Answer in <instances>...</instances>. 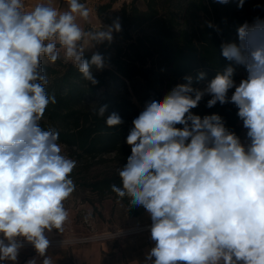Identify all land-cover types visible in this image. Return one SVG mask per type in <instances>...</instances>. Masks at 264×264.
<instances>
[{
    "label": "clouds",
    "instance_id": "9594fccd",
    "mask_svg": "<svg viewBox=\"0 0 264 264\" xmlns=\"http://www.w3.org/2000/svg\"><path fill=\"white\" fill-rule=\"evenodd\" d=\"M66 3L65 11L46 3L25 10L24 0H0V264H17L25 242L39 264H53L46 233L64 232V202L76 190L77 161L63 154L56 129L41 126L56 103L43 60L54 64L63 54L95 86L93 68L102 71L105 56L93 51L86 59L85 52L122 30L117 18L86 31L78 18L87 21L90 9L81 0ZM236 3L242 9L245 0ZM207 27L219 31L211 21ZM237 37L221 44L230 64L203 88L185 76L132 120L125 140L131 154L116 169L121 185L110 189L150 217L154 246L143 264H264V19L240 25ZM234 65L246 71L238 84ZM205 76L200 71L196 82ZM205 96L209 109H238L243 141L221 115L193 113ZM107 108L93 114L109 128L122 125L117 112L105 116ZM37 257L26 264H38Z\"/></svg>",
    "mask_w": 264,
    "mask_h": 264
},
{
    "label": "trees",
    "instance_id": "16d2710c",
    "mask_svg": "<svg viewBox=\"0 0 264 264\" xmlns=\"http://www.w3.org/2000/svg\"><path fill=\"white\" fill-rule=\"evenodd\" d=\"M140 0L124 2L114 14L109 12L115 0L100 5L96 11L107 25L119 18L122 30L114 33L109 44L98 45L105 56V68L93 74L99 83L93 86L84 80L70 63L58 59L55 66L43 65L49 79L47 91L56 98L55 104L46 109L41 126L59 132V142L71 150L76 161H87L93 166L109 157L122 166L131 154L125 143L132 127V120L142 111L146 102L162 99L175 85L185 83V76H192L194 87L204 85L230 64L221 55V44L237 42V29L256 17L264 19V0L257 4L244 3L237 8L236 0L227 5L214 0ZM259 5V7H257ZM211 21L219 28L207 27ZM92 53H85L90 59ZM234 81L240 82L242 66H235ZM205 79L196 82L198 73ZM246 77V76H245ZM231 95V92L229 93ZM205 96L193 113L204 116L221 115L226 126L237 135L241 131L238 109L232 104L206 107ZM108 106L105 116L117 112L124 123L109 128L104 118L93 114L98 105ZM121 185L117 171L101 179L85 181L84 185L101 195H113L111 184ZM121 199V198H118ZM128 205V198L121 199ZM129 213L139 216L143 208H129Z\"/></svg>",
    "mask_w": 264,
    "mask_h": 264
},
{
    "label": "crops",
    "instance_id": "0c3cea01",
    "mask_svg": "<svg viewBox=\"0 0 264 264\" xmlns=\"http://www.w3.org/2000/svg\"><path fill=\"white\" fill-rule=\"evenodd\" d=\"M86 5L85 0H81ZM25 10H31L37 3L50 4L58 11L67 10L66 0H25ZM78 23L87 31L97 29L101 20L98 18L96 12L90 10V16L87 21L78 18ZM105 25V24H104ZM87 46V42L86 45ZM97 50V46L85 53H92ZM238 136L243 141L246 137V129L243 128L241 123V131ZM105 207L102 211V220L97 219L95 225L97 231L90 232L102 233L116 231H131L128 235L119 236L111 239L101 240H88L69 239L73 240L67 243V240L52 241L46 255L51 256L53 264H143L146 253L154 246V242L150 239L149 229L139 230L142 227L151 224L150 217L144 212L139 216H133L129 213L128 205L124 204L121 200L113 202V206L109 207L108 204L102 203ZM72 215L69 212V221L66 223L64 232L59 233L53 230L51 233H46L49 238L55 235H68L69 230L72 228ZM83 236L88 234L81 230ZM58 241V242H57ZM65 242V243H60ZM37 257V253L33 247L24 246L18 256L17 264H26L29 259ZM38 264L42 258L37 257ZM11 264V262H7Z\"/></svg>",
    "mask_w": 264,
    "mask_h": 264
},
{
    "label": "rangeland",
    "instance_id": "374dc122",
    "mask_svg": "<svg viewBox=\"0 0 264 264\" xmlns=\"http://www.w3.org/2000/svg\"><path fill=\"white\" fill-rule=\"evenodd\" d=\"M86 7H88L90 10H93V12H96L97 14V7L106 3H109L111 0H85ZM132 0H115L113 4V8L109 12L110 14H114L118 12L123 5L124 2L130 3ZM262 0H245V2H249L250 4H257V2ZM139 5L144 7V2L140 0ZM244 8V6H243ZM243 8L241 10H243ZM99 14H97L98 16ZM99 18V16H98ZM100 19V18H99ZM101 23L105 24L102 19ZM107 25V24H105ZM100 28V25L97 26V29ZM92 29V30H97ZM61 54V59H62ZM63 60V59H62ZM64 61V60H63ZM65 63H68V61H64ZM43 65H52L55 66L56 63L52 64L49 63L46 59L43 60ZM246 74L245 72L240 73V80L245 78ZM239 83V82H238ZM205 86V85H204ZM203 86V87H204ZM63 149V154L67 155L69 158L74 159L71 155V150L61 144ZM113 157H109L105 162H101L99 164L90 166L88 165L87 161H77V166L73 170L72 179L74 180L76 184V190L74 193L64 202L65 208L71 213L72 215V228L73 230H69L68 235H55V237L49 238L50 244L52 241L56 240H67L68 242H71L73 240L69 239H81V238H88V237H94L99 235L98 233H93L90 235L89 233L97 231L96 225L94 224L97 219L102 220L103 214L102 211H104L105 207L102 205V203L105 202V204H108L109 207L113 206V202L116 200H121L113 195H106L103 196L101 193L94 192L90 189H88L85 185V181H93L96 179H101L105 176L113 174V172L116 171L117 168L122 166V163L118 160L112 159ZM75 160V159H74ZM81 230H84L85 234L87 233V236H83ZM112 233L117 232L116 230H111ZM58 232V231H57ZM108 233V232H107ZM102 234V233H101ZM100 234V235H101ZM99 235V236H100ZM65 243V242H60ZM30 247V246H26Z\"/></svg>",
    "mask_w": 264,
    "mask_h": 264
},
{
    "label": "built area",
    "instance_id": "2783aa9c",
    "mask_svg": "<svg viewBox=\"0 0 264 264\" xmlns=\"http://www.w3.org/2000/svg\"><path fill=\"white\" fill-rule=\"evenodd\" d=\"M149 228H150V225L142 227L139 230L142 231V230L149 229ZM131 231L130 230L129 231H121V232L117 231V232H114V233L108 232V233L101 234L100 236L97 235V236H94V237H88L86 239H88V240H96V241L101 240V239H111V238L113 239V238H116V237H119V236L128 235ZM24 246L32 247V245L28 244L27 242L24 243Z\"/></svg>",
    "mask_w": 264,
    "mask_h": 264
},
{
    "label": "bare ground",
    "instance_id": "6f19581e",
    "mask_svg": "<svg viewBox=\"0 0 264 264\" xmlns=\"http://www.w3.org/2000/svg\"><path fill=\"white\" fill-rule=\"evenodd\" d=\"M58 241H59V240H58ZM58 241H57V242H58Z\"/></svg>",
    "mask_w": 264,
    "mask_h": 264
}]
</instances>
